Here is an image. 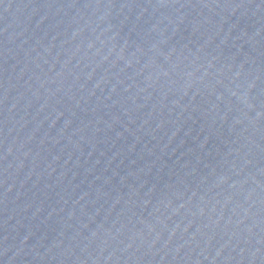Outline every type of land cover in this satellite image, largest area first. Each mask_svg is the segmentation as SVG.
Here are the masks:
<instances>
[{"label":"water","instance_id":"1","mask_svg":"<svg viewBox=\"0 0 264 264\" xmlns=\"http://www.w3.org/2000/svg\"><path fill=\"white\" fill-rule=\"evenodd\" d=\"M0 264H264V0H0Z\"/></svg>","mask_w":264,"mask_h":264}]
</instances>
